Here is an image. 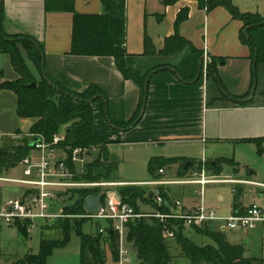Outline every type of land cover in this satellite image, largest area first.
<instances>
[{"label": "trees", "instance_id": "obj_1", "mask_svg": "<svg viewBox=\"0 0 264 264\" xmlns=\"http://www.w3.org/2000/svg\"><path fill=\"white\" fill-rule=\"evenodd\" d=\"M102 12L100 14H80L74 9V0H44L45 13H70L72 15L71 47L69 54L73 56L110 57L123 79L131 81L139 89V104L133 119L124 123H115L111 120L108 110L107 98L103 92L90 86L84 92H73L49 76L44 66V48L41 43L26 35H8L2 27L3 3L0 0V53H6L10 57L13 70L18 74V79L13 82L0 84V90L12 91L17 96L16 114L20 118H34L35 123L31 126L29 135L21 136L19 145L10 146V139H4L0 144V174L13 169L27 157L33 147L30 142L34 137H39L45 143H51L53 137L63 133V140L59 143L60 148L67 157L69 164L71 152L75 148H81L86 157L84 172L77 180L86 182H114L113 173L116 170V162L109 160L108 145L110 144L103 136L93 128L92 105L98 103L107 121L111 126L128 129L135 126L142 108L144 109L150 80L164 70H171L183 83L198 81L202 74L199 73V60L202 53L195 49L191 43L182 37L179 26L188 18V8L180 9L173 28L174 34L164 39L163 47L156 53L159 56H171L183 53L184 56L177 66H157L143 73L132 67L131 63L140 57H148L153 53V46L147 37L143 39V52L138 55L129 54L125 49L126 35V0H100ZM163 7L174 5L179 0H159ZM195 1L198 8L207 12L224 7L231 17L242 23L240 33L241 43L249 46L253 58L254 68L260 63L264 64V56L260 54L257 44L251 38L254 30L264 27V17L258 13H241L236 6L228 0H189ZM153 50V51H152ZM21 51H24L22 55ZM26 60L37 71L40 80L37 82L30 71ZM206 74L212 76L220 85L215 71V64L211 62L206 67ZM35 83V88L27 89L26 86ZM224 91L223 87L220 85ZM248 95L241 97L232 96L224 91L223 97L237 103L239 106H247L251 101L243 100ZM251 140V139H248ZM254 142H262L264 139H252ZM245 141H247L245 139ZM93 152L96 153L92 156ZM185 165L184 159L180 160ZM232 163L228 159H218L206 163L207 171L218 174L222 165ZM153 164L150 163L149 171L153 173ZM189 164L186 173L192 167ZM163 170L162 167L158 170ZM200 171L201 163L194 168ZM206 169V168H205ZM159 175V174H158ZM161 188V187H159ZM158 190V189H157ZM161 191V190H160ZM121 200L131 206L136 213L140 212L138 204H146L153 207L155 212L169 214L167 197L162 193L164 203L156 206L151 198L154 192L139 186H124L117 188ZM66 193L70 195L68 215L73 218L69 224L55 223L50 229L56 230L62 235L61 239H41L38 254H27L19 261V264H46L47 258L56 248L64 247L72 231H77L80 250L79 264H105L106 250L111 259H117V235L109 225L104 223V233H99L101 226L95 234H82L81 228L91 219L77 218L86 212L83 209L85 200L91 195H100L98 189H73ZM240 191L233 190L232 209H237ZM64 196V195H63ZM101 196V202L104 196ZM48 228V225L45 226ZM24 237L28 235V224L16 226ZM173 232L174 238L166 240L163 237L164 230ZM208 237L214 245L197 246L188 234L190 231ZM184 227L183 222L174 225L173 220L160 222L153 217H142L128 223L125 240L131 252H134L138 264H173L174 256L171 254V241H174L180 252V256L187 259L190 264H264L262 258L245 257V248L240 244H230L224 233L211 230L210 227ZM46 238V237H44Z\"/></svg>", "mask_w": 264, "mask_h": 264}, {"label": "crops", "instance_id": "obj_2", "mask_svg": "<svg viewBox=\"0 0 264 264\" xmlns=\"http://www.w3.org/2000/svg\"><path fill=\"white\" fill-rule=\"evenodd\" d=\"M2 3L4 32L8 35H26L41 43L44 48V66L49 76L77 93L84 92L90 86L99 88L107 98L113 122L124 123L133 119L139 104V89L131 81L123 79L113 59L69 54L72 31L70 13H45L44 0H2ZM127 4L126 0L125 49L129 54L138 55L142 52H129L126 44ZM160 6V12H156L155 16L165 21L166 29L160 38L159 48L151 43L153 53L163 47L166 37L174 34L173 25L180 9L188 8V18L179 26V34L199 50L202 57L205 53L212 59L220 85L226 93L237 97L248 95L243 101L251 102L247 106H239L224 98V91L218 82L206 72L202 71L198 81L183 83L171 70H164L150 80L145 106L135 126L128 129L111 126L100 105L94 103V130L110 143L108 146L118 143L117 139L130 135L134 140L144 143L196 142L203 146L207 142H219L220 139L264 137V64L260 63L253 69L250 48L240 41L242 23L233 19L224 7L207 12L198 8L195 1L189 0H179L168 7H163L160 3ZM74 9L80 14H100L102 4L100 0H74ZM262 9L260 11L264 15V6ZM251 38L264 56V27L254 30ZM21 53L24 55V51ZM150 58L140 57L135 60L142 64ZM27 65L33 75L38 77L34 67L30 63ZM259 68L262 69L261 81L256 75ZM17 79L18 74L11 66L9 55L0 53V84ZM250 95L251 98L246 100ZM16 109L17 96L10 90L1 89L0 144L4 139L29 135L31 126L36 121L34 118L18 117ZM173 164L179 166V175L186 176L188 172L195 171L191 168L182 173L184 165L180 160ZM202 164L206 166V162L201 161V167ZM163 174H160L161 179H164ZM156 179L158 178L153 180ZM12 186L13 192H16L13 197L16 196L18 187ZM190 208L194 209L193 206ZM246 208L240 205L237 209H232V212ZM176 250L180 255L178 248ZM105 264L116 263L107 255Z\"/></svg>", "mask_w": 264, "mask_h": 264}, {"label": "rangeland", "instance_id": "obj_3", "mask_svg": "<svg viewBox=\"0 0 264 264\" xmlns=\"http://www.w3.org/2000/svg\"><path fill=\"white\" fill-rule=\"evenodd\" d=\"M231 4L235 5L241 13H259L264 17L263 10L264 0H229ZM127 48L129 52L139 53L143 52V39L147 37L150 42L159 48L161 43L160 38L164 35L166 29L165 21L159 20L155 16L156 12H160L159 0H127ZM184 53H178L171 56H159L152 53L150 59L138 64L132 61V67L140 70L142 73L157 66H178L182 60ZM201 59V58H200ZM203 59V57H202ZM201 59V60H202ZM27 64L28 61H26ZM203 65V64H202ZM261 68V67H260ZM256 70V75L261 81L262 69ZM36 81L40 77H35ZM142 114V110L138 119ZM57 135H63L59 133ZM21 136L11 137L9 141L10 146L19 145L22 141ZM39 138V137H38ZM262 138V136L240 138V139H220L219 142H207L206 145L198 144L196 142L182 143V144H164V143H144L134 140L133 136H125L117 139L118 143L108 146L109 160L116 162V170L113 173V183L120 182H134L141 184L142 188L156 192L157 188L147 186L145 183L150 182L154 178L163 181H176L183 178L179 175V166L173 164L176 161L184 159L192 163L191 168H195L198 163H210L215 160L224 158L230 160L232 163L222 165V170L218 174L207 171L205 166V173L210 177H216L218 180H225L228 183L211 184L204 188L203 193L199 196L198 187L193 185L182 186H164L158 188L159 194L162 193L167 197L169 214L180 215L190 213L194 208L201 204L205 209L215 212L216 217L226 218L232 212L233 190L240 191L239 203L240 207H248L253 204L258 205L264 211V141L254 142L252 139ZM245 139L247 141H245ZM251 139V140H248ZM49 147H52L51 145ZM48 147V148H49ZM96 153L93 152L92 156ZM89 161V157H86ZM153 164V173L149 171L150 163ZM18 165V164H17ZM80 169V164L77 165ZM162 167L164 174L161 179L158 175V168ZM193 170V169H192ZM201 171H192L186 174L187 179H192L195 173ZM0 177H22V168L15 167L13 169L0 174ZM255 184H259L255 185ZM14 186L0 182V214L1 205L8 198H11ZM117 189V188H116ZM162 193H161V191ZM55 193L59 190H53ZM64 195V196H63ZM61 198L56 199L57 202L48 203L47 212L52 215H59L60 207H68L70 195L63 192ZM163 198V197H162ZM59 200V201H58ZM175 201L181 202V209L174 207ZM140 211L152 213L153 207L146 204H138ZM68 211V209H67ZM66 211V212H67ZM63 213L62 218L55 223L54 219L50 221H33L34 227L30 228L27 237L20 234L18 229L14 226L6 225L0 218V264H19L25 255L38 254L40 250L41 239H61L62 235L54 229H50L52 224H69L73 218L72 215ZM78 217V216H77ZM174 225H177L181 220H173ZM103 227L104 223L98 220L85 223L81 228V233L95 234L98 230L97 225ZM48 225V228L45 226ZM223 225V222L209 224L208 227L213 231L218 232V228ZM186 228V227H185ZM187 230L189 228H186ZM190 231V230H188ZM227 241L230 244H240L245 248V257L247 258H263L264 257V233L261 230L253 231H226L224 232ZM46 237V238H44ZM189 239L197 246L214 245V243L205 236H202L195 231H190ZM172 244L171 254L174 256L173 264H190V262L181 257L176 250L174 241ZM123 244L128 247L126 240ZM79 250L80 241L77 231L70 233L69 241L64 247L56 248L52 254L47 258L46 264H79ZM110 255L106 250V256ZM131 264H138L134 252L131 253Z\"/></svg>", "mask_w": 264, "mask_h": 264}, {"label": "built area", "instance_id": "obj_4", "mask_svg": "<svg viewBox=\"0 0 264 264\" xmlns=\"http://www.w3.org/2000/svg\"><path fill=\"white\" fill-rule=\"evenodd\" d=\"M210 62V58L204 53L202 59L203 72L206 71V67ZM63 137L64 135H56L51 143H45L43 139L39 138L40 142L17 165V167L22 168V177H0L1 183L18 187L16 196L6 200L1 207L0 218L6 225L16 227L18 224L27 223V231H29L30 228L35 226L33 221H50L52 219L55 221L63 217L64 207H60L59 215H52L47 210L48 203L56 202V199L61 198L58 195L73 189H98L100 195L104 196V200L101 202V196L97 195L100 197L98 213L89 214L86 212V214L77 218L98 220L109 225L111 230L117 235V259L114 261L116 264H131L132 252L123 242L128 223L142 217H153L160 222L181 220L184 227L189 229L192 227L200 228L222 221L223 225L218 228V232H243L259 229L264 233V211L256 204L239 212L233 211L226 218L216 217L214 211L205 209L202 204L192 209L190 213L180 215L161 214L155 211L152 213L143 211L136 213L131 206L121 200L116 188L141 186V184L77 180L75 177L81 176L84 172L86 156L81 148H75L71 152L69 160V164L72 165L73 169L70 168L66 155L58 148ZM50 145L52 147H49ZM78 164H80V169H78ZM200 171L195 173L192 179L183 177L176 181L152 180L145 183V185L153 186L157 189L164 186L193 185L199 188L197 194L201 196L204 188L208 185L228 183V181L208 176L205 173L204 164H202ZM158 174H163V170H158ZM57 189L59 191L55 193L53 190ZM151 198L156 206H161L164 203L158 190L151 194ZM173 205L175 208L181 209L180 201H175ZM99 233H104V229L100 228ZM163 237L166 240H172L174 234L171 230L165 228Z\"/></svg>", "mask_w": 264, "mask_h": 264}, {"label": "water", "instance_id": "obj_5", "mask_svg": "<svg viewBox=\"0 0 264 264\" xmlns=\"http://www.w3.org/2000/svg\"><path fill=\"white\" fill-rule=\"evenodd\" d=\"M201 61H199V73L201 72ZM35 83H31L29 85L26 86L27 89H33L35 88ZM253 92V91H252ZM252 94V93H251ZM251 98V95L246 99V100H249ZM142 112H143V108H142ZM40 142L39 138L37 137H34L31 142H30V146L31 147H34L36 144H38ZM189 162H187L185 165H184V169H187V167L189 166ZM99 207H100V197L97 196V195H91L89 196L84 204H83V209L85 212L89 213V214H96L98 213L99 211ZM68 209V207H64L63 208V212H66Z\"/></svg>", "mask_w": 264, "mask_h": 264}, {"label": "flooded vegetation", "instance_id": "obj_6", "mask_svg": "<svg viewBox=\"0 0 264 264\" xmlns=\"http://www.w3.org/2000/svg\"><path fill=\"white\" fill-rule=\"evenodd\" d=\"M201 67H202V61H201Z\"/></svg>", "mask_w": 264, "mask_h": 264}]
</instances>
